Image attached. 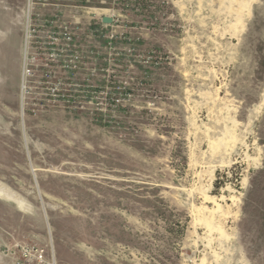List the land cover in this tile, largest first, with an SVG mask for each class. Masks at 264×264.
<instances>
[{"label":"rangeland","instance_id":"obj_1","mask_svg":"<svg viewBox=\"0 0 264 264\" xmlns=\"http://www.w3.org/2000/svg\"><path fill=\"white\" fill-rule=\"evenodd\" d=\"M129 3L95 95L54 107L0 0V264H264V0Z\"/></svg>","mask_w":264,"mask_h":264},{"label":"built area","instance_id":"obj_2","mask_svg":"<svg viewBox=\"0 0 264 264\" xmlns=\"http://www.w3.org/2000/svg\"><path fill=\"white\" fill-rule=\"evenodd\" d=\"M125 1L128 7L129 0H27L25 65L36 59L51 62L45 76L54 78V107L83 104L95 95L93 80L100 75L107 45L127 38L119 33Z\"/></svg>","mask_w":264,"mask_h":264},{"label":"bare ground","instance_id":"obj_3","mask_svg":"<svg viewBox=\"0 0 264 264\" xmlns=\"http://www.w3.org/2000/svg\"><path fill=\"white\" fill-rule=\"evenodd\" d=\"M245 5V4H244ZM230 136V135H229ZM217 141V140H216ZM225 144V143H224ZM218 153V152H217ZM228 163V161H224ZM0 198L9 203L14 204L17 207H24V203L20 200V198L14 196L12 193L8 192L4 188L0 187ZM220 207V206H219Z\"/></svg>","mask_w":264,"mask_h":264},{"label":"water","instance_id":"obj_4","mask_svg":"<svg viewBox=\"0 0 264 264\" xmlns=\"http://www.w3.org/2000/svg\"><path fill=\"white\" fill-rule=\"evenodd\" d=\"M104 21L110 23V22H112V19L110 17H105Z\"/></svg>","mask_w":264,"mask_h":264}]
</instances>
